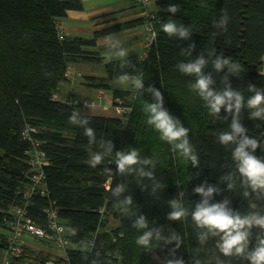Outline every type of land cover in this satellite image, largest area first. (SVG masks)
Wrapping results in <instances>:
<instances>
[{"label":"trees","instance_id":"1","mask_svg":"<svg viewBox=\"0 0 264 264\" xmlns=\"http://www.w3.org/2000/svg\"><path fill=\"white\" fill-rule=\"evenodd\" d=\"M155 3L149 18L104 28L96 31L91 39L66 36L60 39L58 19L66 17L69 11L82 10L81 0H0V254L8 248V224L15 208H25L37 226L49 228L44 211L52 207L68 230L70 245L66 259L71 264H92L93 260L98 264H117V260H123L124 264H168L169 260L180 258L185 264H194L195 260L216 264L218 256L223 264H249L242 258L220 254L215 238L201 245L190 216L169 221L167 214L172 210L169 200L176 198L180 191L186 193L184 206L191 210L201 199L194 189L205 181L223 190L214 195L213 202L227 197L233 209L242 213L249 211L248 201L240 195L243 190L239 183L234 192L218 179L233 167L230 149L217 139L228 127L231 117L225 120L228 114L222 109L217 120L192 90L195 78L182 74L177 64L191 59L180 51L190 43L196 45L193 58L201 52L208 55L214 48L217 54L223 52L226 58L232 57L242 65L239 77L230 76L234 89H241L247 97L252 94L246 91L249 84L264 88V0H155ZM171 4L180 5L175 16L166 11ZM222 9H227L230 17L227 32L214 27ZM169 18L189 26L191 39L167 36L161 25ZM145 24L153 26L155 39L142 59L128 58L135 68L127 67L123 71L143 77L145 87L155 86L162 92L165 108L189 129L199 168H193L190 160L173 153L171 146L161 141L160 134L146 123L142 109L146 100L152 102L150 94L141 95L135 88L131 91L112 87L111 81L118 80L121 74V61L106 64V77L87 79L90 87L111 91L114 104L119 99L121 104L130 107L124 119L86 114L81 103L75 101L72 105L54 97L61 83L69 82L67 69L77 58L93 63L102 61L96 53L88 52L100 38ZM208 71L216 81L213 87H221L220 80L227 68L217 73L209 65L205 69ZM73 111L89 115L97 139L101 134L111 139L115 151L136 148L142 157L155 159L156 178L164 184V189L152 196L151 188L142 191L133 177L116 175V165L111 163L114 153L96 168L90 167L86 163L87 138L83 129L68 123ZM242 123L250 138L264 142V120L249 119L246 109ZM35 149L47 161L43 167L44 185L25 200L24 194L31 182L30 171H33L30 152ZM255 154L264 156V146ZM106 168L113 169L112 176L105 174ZM121 180L130 181L128 194L133 198V207L127 216L117 209L111 196V189ZM143 183L150 185L151 181L145 179ZM42 190L46 192L44 196ZM255 203L264 212V199ZM134 212L146 216L150 227L152 224L163 226L165 235L170 230L178 232L181 246L176 248L175 242L164 244L155 240L147 247L137 245L136 239L142 232L132 227ZM112 220L117 221L114 228L110 226ZM257 231L252 229V243ZM25 250L12 256L11 264L63 260L43 252L33 256L34 251Z\"/></svg>","mask_w":264,"mask_h":264},{"label":"clouds","instance_id":"2","mask_svg":"<svg viewBox=\"0 0 264 264\" xmlns=\"http://www.w3.org/2000/svg\"><path fill=\"white\" fill-rule=\"evenodd\" d=\"M166 11L175 16L180 11V5L171 4ZM229 21L227 9H222L221 16L214 27L218 31L227 32ZM161 28L170 38L190 40L192 36L189 26L178 24L172 18L164 22ZM216 35V32L212 33L213 38ZM108 46L112 49V56L121 61V74L117 77L118 81L127 83L131 77L132 86L141 95L150 94L152 97V102L146 100L143 104L142 110L147 117L146 123L160 134L161 141L171 146L173 153L190 160L193 168H199L198 155L189 140V129L177 116L165 108L162 92L155 86L145 87L143 77L132 76L131 73L123 71L127 67L134 69L135 65L129 61L128 51L122 46L120 40L110 41ZM195 48L194 43L181 48V55L191 59L179 62L177 68L182 74L195 78L191 84L192 90L199 95L204 101L205 108L217 120L220 119L222 109L228 114L224 117L225 120L231 117L228 127L218 134L217 139L221 145L230 149L233 167L218 179L226 184L229 191L234 192L239 183L243 190L240 195L248 201L249 211L242 213L240 210L233 209L231 200L227 197L221 202H213L214 195L221 194L223 190L205 181L194 189L201 199L194 203L191 210L184 206L186 195L184 191H180L176 198L169 200L168 205L172 210L167 214V219L180 221L190 216L201 245L215 238V247L223 256L239 257L247 260L249 264H264V212L258 210L255 203L257 200L264 199V156L255 154L258 148L264 146V142L257 138H250L247 134L248 129L242 123V114L246 109L249 119L264 120V88L249 84L246 91L252 94L246 97L245 92L234 89L230 81V76L239 77L243 70L238 61H234L232 57L226 58L223 52L217 54L214 48L208 55L201 52L199 57L193 58ZM209 65L217 73L227 68V73L221 77L219 88L213 87L216 81L212 72H205ZM46 75L51 74L46 73ZM68 123L83 129V135L87 138L86 163L90 167L96 168L114 153L111 163L116 165V175L122 178L133 177L142 191H147L150 187L149 194L152 196L164 189V184L156 178L157 161L155 159L148 156L142 157L136 148L115 151L111 139L105 138L102 134L101 138L97 139L89 115L73 111ZM104 172L106 175H113L111 168H106ZM145 179L151 181V184H144ZM129 185L130 181L125 183L121 180L111 189L114 205L126 216L133 207V198L128 194ZM137 213H133L135 219L132 223L133 228L142 232L136 239L137 245L147 247L155 240L164 244L175 242L176 248L181 246L182 238L178 232L170 230L169 234L165 235L163 226L152 224L153 226L150 227L148 218ZM252 229L258 230L254 236V243H252ZM250 244L251 247H249ZM92 264H98V261L93 260ZM168 264H185V261L182 258L172 259L168 261ZM194 264H201V261L195 260ZM216 264H223L219 256L216 258Z\"/></svg>","mask_w":264,"mask_h":264},{"label":"crops","instance_id":"3","mask_svg":"<svg viewBox=\"0 0 264 264\" xmlns=\"http://www.w3.org/2000/svg\"><path fill=\"white\" fill-rule=\"evenodd\" d=\"M81 3L82 10L69 11L66 17L58 19L57 28L59 33L62 30L66 37L91 39L96 31L104 28L127 21L149 18L156 7L155 0L151 2L152 4L146 6L134 0H81ZM104 15L108 16L97 19ZM146 26L147 24L100 38L97 45L92 49H88V52L96 53L102 61L93 63L77 58L72 65L68 66L67 74L73 71L74 74L79 75V80L73 82L67 76L69 82L61 83L58 93L54 95L55 99L63 101L76 100L83 105V113L86 114L94 115L93 111L98 110L99 116L124 119V113H121L120 110L124 109L125 106L121 104V101L118 99L116 101L117 104H114L111 91L90 87V81L87 78L106 77V64L111 61H120L119 58L112 56V49L108 46L110 41L120 40L122 46L128 51V58L142 59L146 51V39L148 36ZM88 56L93 55L90 54ZM130 81L131 78L127 83L114 80L110 84L114 89L128 90V87L132 85ZM85 103H88V106H85ZM102 103L105 104L104 107ZM85 107L90 109L88 110ZM110 112L113 115H110Z\"/></svg>","mask_w":264,"mask_h":264},{"label":"built area","instance_id":"4","mask_svg":"<svg viewBox=\"0 0 264 264\" xmlns=\"http://www.w3.org/2000/svg\"><path fill=\"white\" fill-rule=\"evenodd\" d=\"M138 3H142L144 6L150 5L154 0H134ZM147 39H146V50L150 46V44L155 39V31L151 24H147ZM60 39L65 38L62 30L59 33ZM146 55V51L144 52V56ZM72 73H68L67 76L73 81L77 82L79 80V75ZM88 106V103L84 104ZM130 111V107H124V109L120 110L121 113L125 115ZM36 147L39 146L35 145ZM38 150V149H35ZM35 150L33 156H30L31 165L33 166V171H30L32 176L30 177V184L25 191L24 198L25 200L36 193L38 190H41L44 185L45 175L43 173V167L47 166V161L44 159V155ZM36 191V192H35ZM41 194L44 196V190L41 191ZM47 215V220L49 222V228H43L37 226L27 215V210L22 207H17L12 211V219L9 222V229L11 231V236L8 240V248L3 250L0 254V264H11L12 256L20 255L23 252L24 242L21 239L25 236H30L36 239L41 240H49L52 241L53 244L57 246L62 252L58 258L63 260H46L45 264H71L70 260L66 259V250L69 247L70 243L67 238V228L63 226L58 219V212L54 208H48L44 211ZM64 250V251H63ZM117 264H124L123 260H117Z\"/></svg>","mask_w":264,"mask_h":264},{"label":"rangeland","instance_id":"5","mask_svg":"<svg viewBox=\"0 0 264 264\" xmlns=\"http://www.w3.org/2000/svg\"><path fill=\"white\" fill-rule=\"evenodd\" d=\"M139 4H142V3H139ZM152 4V3H151ZM143 5V4H142ZM97 68V67H96ZM101 68V67H100ZM263 73H264V69H263ZM72 75L73 77H75L73 71H72ZM127 86V85H125ZM131 86V87H130ZM128 87V90H131L133 91L134 90V87H132V85H130ZM76 100H69V101H66L68 102L69 104H74ZM102 106L104 107L105 104L102 103ZM113 108V106H111ZM87 108L88 110L90 109L89 107H85ZM99 111L96 110V111H93V114L94 115H100L98 113ZM110 115H113L112 112L109 113ZM38 150H35V152H37ZM34 153L30 152V156L32 155L33 156ZM110 226L111 227H116L117 226V221L115 220H112L111 223H110ZM9 228V227H8ZM11 236V231H9V236H8V240ZM21 241H23L24 243V247H23V252L27 251L25 250V248H28L29 250L31 251H34L35 254L33 256H37L38 252H43L44 254H50L52 257H59L60 254L62 252H60L61 250L57 248V246L51 242H46V241H42V240H39V239H36V238H33V237H30V236H25L21 239ZM69 248V247H68ZM67 248V249H68ZM64 251V250H63ZM67 251V250H66ZM24 254V253H23ZM162 259V257L160 258V260Z\"/></svg>","mask_w":264,"mask_h":264}]
</instances>
